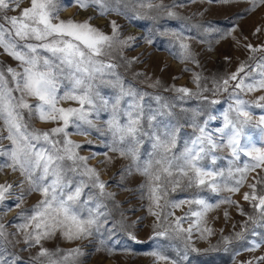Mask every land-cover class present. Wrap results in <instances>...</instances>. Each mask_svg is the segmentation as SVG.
Returning <instances> with one entry per match:
<instances>
[{"label":"snow or ice","instance_id":"obj_1","mask_svg":"<svg viewBox=\"0 0 264 264\" xmlns=\"http://www.w3.org/2000/svg\"><path fill=\"white\" fill-rule=\"evenodd\" d=\"M24 2L0 0V50L16 62L13 67L0 61V171L7 168L18 174L15 182L0 183V211L6 213L14 207L19 210L15 219L21 221L11 233L0 222V264H21L19 254L8 253L9 245H21V252L37 249L35 255L30 254V264H82L85 241L94 243L100 238L96 250L103 248L109 253L115 250L105 244L104 237L110 240L117 231L139 242L129 230L131 225L114 221L113 210L120 207L116 193L108 190L101 171L89 164L97 153L80 154L93 140L80 143L72 139L74 135L104 137L100 143L107 151L101 164L112 162L109 152L130 161L117 173L118 187L128 176L143 177L136 191L141 200L148 201V213L155 218L150 239L183 241L179 260L157 250L151 253L154 264H182L192 253L227 251L233 244L242 243L249 252L264 247V146L254 143L248 132L259 130L264 145V94L246 98L264 93V55H256L264 53V43L255 46L243 37L242 46L250 54L234 72L211 77V87L208 78L193 72L196 90L170 85L164 91L175 95L168 98L136 87L118 71L122 65L117 57L125 67L137 61L124 56V49L132 48L137 38L122 37L121 26L109 17L115 14L130 21H153L154 30L142 39L152 44V35L158 32L168 38L169 50L175 49L171 51L174 58L197 67L199 61L189 41L211 44L206 37L216 34L219 43L232 32L210 21L165 28L159 23L162 19H191L177 11L185 7L178 0H27L28 6L21 7ZM203 3L210 5L213 0ZM223 3L229 7L247 5L237 18L264 7V0ZM73 6L92 9L93 14L83 20L62 18L61 12ZM96 19H104L110 32L93 23ZM261 32L264 26L255 28L253 35L258 37ZM233 39L242 43L235 36ZM159 85L156 80L148 87ZM103 89L110 90L109 94ZM224 94L227 107L219 116L203 108L182 106L193 98L215 106L221 103L215 97ZM177 107L183 122L173 111ZM103 113L108 114L106 120L101 118ZM217 120L220 126L212 127L211 122ZM33 121L52 127L41 129ZM185 128L191 131L184 132ZM245 186L249 191L243 192L242 199L251 211L232 199V194L241 193ZM178 192L189 195L176 199L172 194ZM205 192L219 198L210 202L201 195ZM33 195L35 203L26 207ZM13 196V204H6ZM184 205L188 211L176 216L174 210ZM221 205L235 207L245 218L239 222L240 230L235 231L234 224L228 235L221 230L216 245L196 247L195 234L202 240L215 235L208 213ZM223 215L229 218L227 210ZM50 241L76 246L62 248L57 243L50 249L45 246ZM242 264H264V254Z\"/></svg>","mask_w":264,"mask_h":264},{"label":"rangeland","instance_id":"obj_2","mask_svg":"<svg viewBox=\"0 0 264 264\" xmlns=\"http://www.w3.org/2000/svg\"><path fill=\"white\" fill-rule=\"evenodd\" d=\"M185 4V7L177 9L178 12L184 17H191L190 20H167L162 19L159 21L163 24L165 28H177L180 24H196L203 23L204 21H210L215 26L220 27L225 31L232 32V35H228L224 39H219L216 34H212L206 37L207 40L211 41L208 43H199L198 41H189L193 52L196 55V59L199 61V67L195 64L188 63L182 64L178 59L174 58L169 50L168 38L159 35L158 32L152 35L153 43H146L142 37L147 36L150 32L154 30V22L151 20H136L130 21L122 16H116L112 14L109 18L115 19L117 23L121 26L122 37L134 36L136 37L135 45L132 48L124 49V56L131 60L132 58H137V61L133 63L130 67L123 66V61H120L117 57V62L121 63V67L118 71L125 78L127 82L132 83L136 87L148 91L150 93L159 94L164 97L171 98L175 93L171 91H164L165 88L170 85H175L176 87H188L189 89L195 91L196 85L193 83V72L202 73V75L208 78V86L211 87V77H220L228 73L234 72L241 61L248 58L249 54L242 46L243 37H247V42L252 43L255 46H259L264 43V32H261L259 36H254V29L257 27L264 26V7L259 8L253 13H250L243 18H237L236 14L240 13L242 9L246 8V4L233 5L231 7L225 5L223 0H213V3L205 4L203 0H196L195 3L190 2V0H178ZM165 3H170V0H165ZM28 6L27 0L21 7ZM203 12L201 15H194L195 13ZM93 10H80L77 7H67L61 12L62 18H74L76 20H83L87 16L92 15ZM8 15H18V12H9ZM93 23L97 24L103 28L106 32H110V28L106 27V21L104 19H96ZM238 27L234 29V26ZM162 30V29H161ZM242 33V35H241ZM235 36L237 39L241 40V44H237L233 39ZM257 56L264 55V53H256ZM225 57H230V60H226ZM0 61L10 64L15 67L16 62L9 58L2 50H0ZM191 68L192 71H184L185 68ZM134 73H144L143 76L136 77ZM156 80L160 81V85L156 88H149L148 84ZM105 94H109L110 90L103 89ZM261 92L253 93L247 96L248 99H254L259 96ZM209 95L210 93H205ZM221 101L220 104L215 106H210L206 102L191 99L186 103H183L184 108H203L206 111H211L212 114L219 116V114L227 107V94L219 95L215 97ZM153 107L156 106L155 101H150ZM180 104V102H177ZM65 106H68L67 104ZM176 113L177 119H181L183 122V114L180 111V107L173 110ZM259 114V110H254ZM102 120L108 118L107 113L102 114ZM36 127L41 129H48L52 127L50 124H45L39 121H33ZM221 121L211 122L212 127L220 126ZM184 132H190L191 129L185 128ZM249 134L252 136L253 142L258 146H264L261 144L262 136L257 129H248ZM72 139L77 142L84 143L86 140H93L91 145H86L80 154L84 156H89L92 153H97L94 159L89 160V164L98 168L101 171V179L108 182V190L116 193V201L119 203L120 207L113 210L114 221H121L126 225H131L130 231L134 232L137 240L139 242H134L128 238V236L123 231H117L115 235L109 240L105 236V244L113 248L115 251L109 253L103 248L99 251L96 249L100 247L99 239L97 238L94 243L83 242V248L85 255L81 257L82 264H154V257L151 255L153 251H162L164 254L170 256L173 259H180V252L183 250V241L180 239H166L159 238L157 240H152L150 237L153 235L152 225L155 222V218L148 213L147 205L148 201L146 199H140V193L136 191L139 184L143 181V177L139 175L128 176L123 182L122 187H118V182L120 181L119 172L123 165H127L130 161L120 158L117 154L109 152L108 155L113 157L111 163L101 164L100 161L104 159L103 153L107 151L100 141L104 140V137L93 134L92 136H79L74 135ZM7 144V141H5ZM143 152V149H142ZM143 158V156H142ZM222 166L226 162H219ZM18 178L17 173H12L9 169L5 168L0 171V183L3 182H15ZM124 188L129 190H123ZM15 191V190H14ZM249 191L247 186L241 189V193L232 194V199L243 205L246 211H251L249 205L243 201V192ZM176 199H183L189 195L186 192H178L172 194ZM201 195L210 200V202H215L219 197H216L210 193H201ZM222 196L229 195L228 193H222ZM36 196L33 195L28 197L26 207L31 206L35 203ZM14 202V196L9 197L5 202L8 205H12ZM111 207V205H110ZM229 212V218L226 220L224 218V211ZM18 209H13L6 213L0 211V222L4 223L8 232H13L15 230V224L21 221L15 219L18 213ZM176 216H183L188 211V206L184 205L182 208L175 209ZM244 217L240 216L235 207L229 205H221L219 208L210 211L208 213V224L211 226L215 235L209 237L208 239H198V234L193 236V242L196 247L200 249H206L209 245H216L219 241L221 230L224 235H228L233 232V225H236L235 231H239V222H241ZM135 222V223H133ZM187 227V223L184 224ZM62 248H72L75 244H70L63 241H50L46 242L45 246L53 249L57 246ZM79 243V242H77ZM21 245H16V247L8 246V253H17L22 257L21 264H30V254L35 255L37 249H29L28 251H20ZM223 248V246H221ZM264 254V247L255 251L249 252L244 250V245L233 244L229 246L227 251L221 250L219 252H213L208 254H196L192 253L187 261H183L182 264H242L244 261L251 260L254 256H260ZM159 264H164L163 261Z\"/></svg>","mask_w":264,"mask_h":264}]
</instances>
